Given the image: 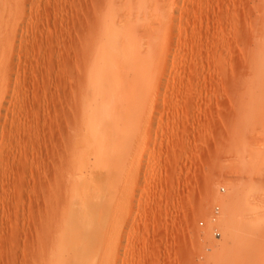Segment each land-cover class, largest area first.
Instances as JSON below:
<instances>
[{
  "label": "rangeland",
  "instance_id": "obj_1",
  "mask_svg": "<svg viewBox=\"0 0 264 264\" xmlns=\"http://www.w3.org/2000/svg\"><path fill=\"white\" fill-rule=\"evenodd\" d=\"M0 264H264V0H0Z\"/></svg>",
  "mask_w": 264,
  "mask_h": 264
},
{
  "label": "bare ground",
  "instance_id": "obj_2",
  "mask_svg": "<svg viewBox=\"0 0 264 264\" xmlns=\"http://www.w3.org/2000/svg\"><path fill=\"white\" fill-rule=\"evenodd\" d=\"M159 26L158 25H156V26H154L153 28L155 29V30H158L157 28H158Z\"/></svg>",
  "mask_w": 264,
  "mask_h": 264
}]
</instances>
